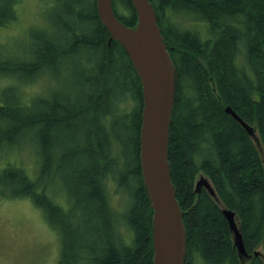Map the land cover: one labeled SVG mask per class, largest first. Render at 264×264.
I'll return each mask as SVG.
<instances>
[{
    "label": "trees",
    "instance_id": "trees-1",
    "mask_svg": "<svg viewBox=\"0 0 264 264\" xmlns=\"http://www.w3.org/2000/svg\"><path fill=\"white\" fill-rule=\"evenodd\" d=\"M150 1L177 73L168 163L182 211L185 264H238L220 208L205 190L194 191L200 174L236 214L245 250L263 248L262 259L250 264H264V0ZM20 2L0 0V28L18 21ZM111 2L123 24L135 25L128 0ZM47 4L52 32L30 34L35 47L22 70L50 73L68 61L65 45L74 39L103 45L104 53L81 56L85 66L76 81L82 88L75 98L67 94L69 87L64 98L52 93L30 99L15 87L1 91L11 90L14 100L13 106L0 102V192L42 209L59 237L57 264H152V211L139 163V81L124 50L100 24L95 0ZM176 14L200 29H182ZM225 107L255 129L262 153ZM19 133L23 142H4ZM21 148L38 156L37 174L21 168L16 156L6 157ZM108 182L121 198L118 210ZM120 225L130 233L128 242Z\"/></svg>",
    "mask_w": 264,
    "mask_h": 264
},
{
    "label": "water",
    "instance_id": "water-1",
    "mask_svg": "<svg viewBox=\"0 0 264 264\" xmlns=\"http://www.w3.org/2000/svg\"><path fill=\"white\" fill-rule=\"evenodd\" d=\"M129 2L136 15V24L131 27L125 26L114 15L111 0H96V11L110 39L126 52L141 85L139 162L143 188L152 211V264H185L186 235L182 211L176 201L168 163L176 72L156 24L157 18L151 3L148 0ZM225 112L253 136V128L248 127L230 107H226ZM201 186L208 188L213 195L202 177L196 183L195 192H199ZM222 215L239 257L248 258L234 212L224 210Z\"/></svg>",
    "mask_w": 264,
    "mask_h": 264
},
{
    "label": "rangeland",
    "instance_id": "rangeland-1",
    "mask_svg": "<svg viewBox=\"0 0 264 264\" xmlns=\"http://www.w3.org/2000/svg\"><path fill=\"white\" fill-rule=\"evenodd\" d=\"M19 19L0 28V60L7 62L8 71L0 73V102L2 101L1 91L7 87H15L16 92L26 95L27 98L48 97L56 94L58 97H65L63 91L67 87H73L77 83V74L85 66L82 59L73 60L77 71H70L71 64H66L64 70L59 66L50 72L40 74L37 80L33 79L34 73L27 75L21 67L32 57L34 40L31 33H41L42 29L52 32L51 13L48 10L50 4L55 0H20ZM172 18V17H171ZM174 20L183 26L189 22L182 15H174ZM174 22L175 24H177ZM32 77L29 81H22L24 78ZM2 85H6L3 86ZM256 99L257 97H253ZM39 99V98H38ZM14 96L10 93L4 96V102H13ZM24 141V137L20 140ZM6 156L9 160L16 156L17 163L28 173L35 168V174L39 169V159L31 153L29 148H21L16 154ZM110 201L115 197L114 185L111 182L106 184ZM8 190V189H7ZM58 191L53 189L52 192ZM6 194V192L4 191ZM62 203V198L58 197ZM111 205L120 209L122 203L119 198H114ZM45 216L41 208L36 207L28 198L10 199L2 196L0 192V264H56L59 258L60 242L59 237L53 229L47 226ZM126 242L129 241L130 233H125L120 225L117 228ZM262 252L261 247L256 248ZM194 264H203L201 259L193 260Z\"/></svg>",
    "mask_w": 264,
    "mask_h": 264
},
{
    "label": "bare ground",
    "instance_id": "bare-ground-1",
    "mask_svg": "<svg viewBox=\"0 0 264 264\" xmlns=\"http://www.w3.org/2000/svg\"><path fill=\"white\" fill-rule=\"evenodd\" d=\"M65 39H68L67 37ZM90 41V40H89ZM65 44V42H64ZM66 47H69L70 46V50L66 53L69 57L68 58V61L67 60H64V61H61V65L59 66V69L60 70H64L66 68V64H70V59H83L81 56L82 55H86L90 58H95L96 56H101L104 51H103V45H97V43L93 42L91 43V45H88V43L85 41L84 43L82 41H79V40H71L70 41V44L68 43L67 45H65ZM95 54V55H94ZM7 62H4L3 60H0V73H4L5 71H8L7 69V66H6ZM70 71H73L75 72V68L73 66H70L69 67ZM26 71V68L24 69ZM33 72H27V75H31ZM40 72H35L34 73V76H33V79L34 80H37V78L40 76ZM32 77H28V78H24L22 79L23 81H29L31 80ZM210 82V86H213L214 83H213V80L212 78L209 80ZM81 85L80 83H76L75 86L73 87H69L68 90H66L67 94L70 96V97H74L75 94L77 93L78 89H81ZM10 93L11 94V90H8L6 92H1V97H2V100L4 99V96L6 94ZM87 94V93H86ZM85 94V95H86ZM256 95V94H254ZM87 96V95H86ZM75 98V97H74ZM87 100V99H86ZM8 104H11L13 106V102H9ZM24 104L26 105V100H24ZM1 127H4V126H1ZM27 130V127H23V130L22 131H25ZM23 137H25V135H23V133H19L15 136L12 137V139H6L4 140V142L10 140L11 142L10 143H16L17 141L21 140ZM3 142V143H4ZM104 142V141H103Z\"/></svg>",
    "mask_w": 264,
    "mask_h": 264
},
{
    "label": "flooded vegetation",
    "instance_id": "flooded-vegetation-1",
    "mask_svg": "<svg viewBox=\"0 0 264 264\" xmlns=\"http://www.w3.org/2000/svg\"><path fill=\"white\" fill-rule=\"evenodd\" d=\"M204 190V189H203ZM250 261V260H249ZM249 261L247 263H249Z\"/></svg>",
    "mask_w": 264,
    "mask_h": 264
}]
</instances>
